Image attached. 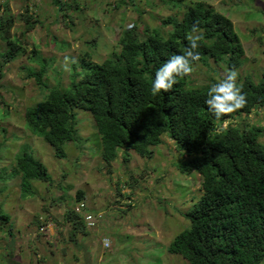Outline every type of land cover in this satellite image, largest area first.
<instances>
[{
    "label": "rangeland",
    "instance_id": "374dc122",
    "mask_svg": "<svg viewBox=\"0 0 264 264\" xmlns=\"http://www.w3.org/2000/svg\"><path fill=\"white\" fill-rule=\"evenodd\" d=\"M201 1L234 23L245 49L239 74L253 71L259 78L264 70V0H5L0 20L9 15L13 26L8 40L0 34V212L9 219L0 217V226L3 221L10 226L0 227V264H190L168 248L190 226L186 214L201 195L202 177L195 170H179L184 155L167 134L153 148L152 158L124 148L107 163L92 113L76 109L75 139L64 144L66 156L58 157L52 145L28 130L25 114L44 100L49 88H67L75 72L81 78L83 63H102L119 54L127 28L136 24L141 37L147 27L166 32L171 26L165 20L181 19L188 2ZM13 41L23 50L15 59H4L2 53ZM42 65L46 72L39 84L29 72ZM223 76L224 63L210 58L207 66L193 67L190 80L200 87ZM247 120L264 127V110L242 122ZM21 152L46 165L51 177L32 181L26 196L15 163ZM80 202L106 220L71 234L66 214ZM87 211L79 214L84 223ZM105 236L112 240L110 249L103 246Z\"/></svg>",
    "mask_w": 264,
    "mask_h": 264
},
{
    "label": "trees",
    "instance_id": "16d2710c",
    "mask_svg": "<svg viewBox=\"0 0 264 264\" xmlns=\"http://www.w3.org/2000/svg\"><path fill=\"white\" fill-rule=\"evenodd\" d=\"M172 3L177 9L183 7ZM185 6L181 19L165 20L164 24L171 26L166 32L147 27L143 29L145 36L141 37L136 24L124 30L121 53H114L102 63H83L82 77L75 72L67 88H49L44 100L26 110V127L52 145L58 157H65L64 144L75 139V110H88L95 119L101 137V155L107 163L114 162L119 150L124 148L152 158L153 147L162 144L167 134L184 155L179 170L182 173L195 170L202 177L201 195L186 214L190 226L176 235L168 251L181 255L190 264H261L264 260V127L242 121L243 115L255 109L264 110V70L259 78L253 71L239 74L244 64V48L227 14L202 1L188 2ZM12 21L9 15L5 22L0 20V34L5 40ZM194 24L203 33V39L197 50L200 59L193 62V67L200 63L207 66L210 58L224 63L226 74L230 70L238 73L237 83L246 94V105L219 121L204 104L208 88L217 80L196 87L190 73L178 77L167 93L152 96L149 91L155 71L171 55L184 54L189 44L186 35ZM9 45L2 57L12 60L22 52L23 46L14 41ZM45 72L42 65L40 70L29 73L43 84ZM236 118L240 121L232 123ZM224 121L230 122L223 132H218ZM15 163L16 171L23 175L24 196L30 193L32 181L51 180L46 165L28 152L19 153ZM0 217L9 219L2 212ZM66 217L73 232L86 228V220L84 223L72 209ZM5 225L9 224L3 221L0 227Z\"/></svg>",
    "mask_w": 264,
    "mask_h": 264
},
{
    "label": "clouds",
    "instance_id": "9594fccd",
    "mask_svg": "<svg viewBox=\"0 0 264 264\" xmlns=\"http://www.w3.org/2000/svg\"><path fill=\"white\" fill-rule=\"evenodd\" d=\"M4 2L5 0H0V8L3 6ZM186 39L189 41V44L186 47L184 54L171 55L155 71L149 89L150 94L152 96H158L163 93L169 92L176 83L177 78L189 75L193 71V62L199 61L200 53L197 50L201 46L200 41L203 39V33L199 32L197 26L194 24L191 28V31L186 35ZM120 50H121V46H120ZM244 55H245V49H244ZM244 55H243V60H244ZM237 80H238V73L235 70H230L223 78V80L213 83L207 90L206 93L207 98L204 100V104L207 106V111L218 121L224 118L226 114H231L239 109H242L247 103L246 94L243 93L242 86L238 85ZM256 110L258 109H255L252 113H254ZM252 113L243 115V118L248 119V117H250ZM225 122L227 121H224V123ZM245 123H250V120L249 121L247 120V122ZM223 124L219 129H217L218 132L224 131ZM87 208L88 207L84 202H80L79 204H77L76 208H72V210L74 213L79 215L87 211ZM88 215L93 216L94 225H89L88 223L89 221L87 220ZM104 216L105 215L102 213H96V212L93 213L87 211L85 215L86 228L97 227L100 224V222L104 220ZM75 231H79V230L76 229ZM72 233L73 231L71 232V234ZM106 241L109 242V246L105 245ZM102 242L105 249L111 248L112 240L109 236L103 237Z\"/></svg>",
    "mask_w": 264,
    "mask_h": 264
},
{
    "label": "built area",
    "instance_id": "2783aa9c",
    "mask_svg": "<svg viewBox=\"0 0 264 264\" xmlns=\"http://www.w3.org/2000/svg\"><path fill=\"white\" fill-rule=\"evenodd\" d=\"M87 220L89 221V222H88L89 225H94V218H93L92 215H88V216H87ZM105 245H106V246H109V242L106 241V242H105Z\"/></svg>",
    "mask_w": 264,
    "mask_h": 264
},
{
    "label": "crops",
    "instance_id": "0c3cea01",
    "mask_svg": "<svg viewBox=\"0 0 264 264\" xmlns=\"http://www.w3.org/2000/svg\"><path fill=\"white\" fill-rule=\"evenodd\" d=\"M112 228V227H111ZM87 239V238H86ZM76 240H78V239H76ZM57 242V241H56Z\"/></svg>",
    "mask_w": 264,
    "mask_h": 264
}]
</instances>
